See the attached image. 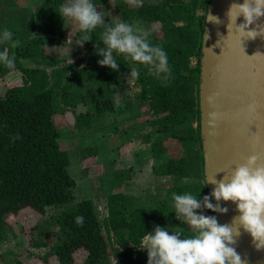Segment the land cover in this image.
<instances>
[{
	"label": "trees",
	"instance_id": "obj_1",
	"mask_svg": "<svg viewBox=\"0 0 264 264\" xmlns=\"http://www.w3.org/2000/svg\"><path fill=\"white\" fill-rule=\"evenodd\" d=\"M66 2L51 0L50 4L33 11L26 37H13L14 42L19 41L18 45L0 44V50L6 47L9 55L15 57V65L11 69L0 64V79L15 70L21 73V84L7 88L0 95V243L6 241L7 234L12 232L7 221L8 215L17 214L24 208L45 214L49 207L63 206L73 201L76 182L69 172V154L59 144L60 132L54 122L58 99L72 110L80 104L92 105V111L86 109L75 115L76 128L91 126L94 116L101 117L115 109L110 86L116 83L117 74L123 73L129 60L123 55L117 57L118 70L110 69L105 73L104 83L97 95L73 90L75 84L89 78L87 69L81 66L83 59L58 65L57 59L46 53L47 46L58 45L67 38L68 19L59 11L60 6L66 5ZM91 2L95 6H104L107 0ZM209 5L210 0H143L142 4L128 9L131 15L125 17L130 20L135 15L144 22H159L162 26V36L153 37L151 34L150 41L153 45L162 46L167 53L171 69L169 81H162L147 66L137 63L140 98L148 102L151 113H166L157 121L161 125L159 132L170 130L172 121L179 125L193 115L198 128L191 129L189 134L184 130L174 132L173 138L182 142L194 140L201 145L200 66ZM178 22L183 23L176 25ZM104 30L105 27L97 26L90 33L91 40L82 44L84 57H91L95 61L103 58L97 54L95 46L104 47ZM81 35L77 27L75 40L78 41ZM192 57L196 59L195 66L190 65ZM34 60L50 66L52 70L48 71L44 65L30 63ZM16 135L20 139L13 142ZM145 138L150 143L152 156H160L163 139L150 135ZM84 151L82 160L98 154L96 147H87ZM195 158L204 174L203 149L196 153ZM184 166V159L167 158L153 163L151 172L156 176H187ZM203 180L198 189L190 192L181 187H171L167 191L171 195L197 194V199L202 200L205 195H209L204 175ZM106 208L104 225L91 199H82L62 211L56 218L58 232L53 235L55 241L48 244L44 238L38 237L34 243L36 247H49L43 257L44 261L53 256L57 264H108V257L114 255L117 264H147L143 237L155 227L165 226L171 207L165 202L155 207L134 205L129 196L117 192L108 196ZM197 211L215 216L208 209ZM81 215L84 217L82 227L77 225L75 219ZM45 231L40 229V236L45 237ZM183 233L184 236L192 235L189 226L183 229ZM78 250L86 253L81 263L75 259ZM4 264H20V261Z\"/></svg>",
	"mask_w": 264,
	"mask_h": 264
},
{
	"label": "rangeland",
	"instance_id": "obj_2",
	"mask_svg": "<svg viewBox=\"0 0 264 264\" xmlns=\"http://www.w3.org/2000/svg\"><path fill=\"white\" fill-rule=\"evenodd\" d=\"M51 0H0V36L5 29L15 35L26 37L30 29V15L36 9L46 6ZM69 3L67 0L66 4ZM139 4L134 0H107L104 6H95L97 11L105 18L103 27L114 26L115 23L124 21L136 25L141 29H148L154 36H162L163 30L159 22H144L138 16L130 20L131 12L128 10ZM183 22H178L180 25ZM68 33L66 39L58 45L46 47V53L57 59L58 65L68 64L83 59L81 66L88 71V79L75 84L73 90L82 93L98 94V89L104 83V76L110 70L101 66L91 57H84L82 45L76 44L74 32L78 25L68 19ZM13 45L15 42L9 41ZM117 59L119 55L113 53ZM30 63L43 66L39 60ZM122 74H117L116 83L110 86L115 109L101 117L94 116L91 126L78 129L75 127V115L93 110L90 104H80L72 110L58 99V112L54 122L60 132L59 144L69 154L68 167L76 185L73 189V201L63 206L47 208L45 214H40L31 208H24L17 214L7 216V221L12 228L7 240L0 243V264L9 261H20V264H57L55 257H43L49 247H36L37 239L44 238L48 244L55 241L54 233L58 232L56 218L60 213L82 199H91L102 225L107 215V198L112 193L121 192L132 199L134 205L155 207L168 203L171 207L170 216L164 227L170 232L183 231L187 224L175 218L174 201L168 193L171 187H181L189 190L198 189L204 182L203 168L195 158L196 153L202 152V145L194 140L182 142L173 138V133L184 130L191 133L197 129L198 123L191 115L184 123L175 125L171 122L170 130L160 131L157 121L166 113L155 115L148 109V102L140 98L141 87L136 77L130 75L133 69L139 71V65L130 59L126 62ZM196 59H190V65L195 66ZM46 66L51 71L50 66ZM170 67V66H169ZM21 84V73L12 71L0 79V95L12 86ZM146 135L153 138L160 137L163 143L160 146L162 154L153 157L150 143ZM87 147H96L98 154L82 160V154ZM167 158L184 159L187 176L165 175L156 176L151 172L153 163L162 162ZM128 177V179H124ZM130 177V178H129ZM123 179V180H122ZM194 195V194H192ZM199 198V195L195 194ZM205 215V214H204ZM40 229L46 232L45 237L40 236ZM105 233L107 231L104 228ZM86 256L83 250L75 253V259L81 263ZM108 264H117V257L110 255Z\"/></svg>",
	"mask_w": 264,
	"mask_h": 264
},
{
	"label": "clouds",
	"instance_id": "obj_3",
	"mask_svg": "<svg viewBox=\"0 0 264 264\" xmlns=\"http://www.w3.org/2000/svg\"><path fill=\"white\" fill-rule=\"evenodd\" d=\"M142 4L143 0H134ZM60 14L78 25L83 34L76 42L82 45L91 40L90 33L105 24V18L98 12L91 0H69L60 6ZM228 35H235L241 40L255 39L264 36V25L256 22L264 16V0H243V3H232L226 12ZM243 17V23L237 19ZM207 20L215 24L221 23L217 16L207 12ZM256 25L254 28L249 26ZM151 33L136 25L120 21L114 26H107L103 32V48L96 47V52L103 58L98 61L101 66L118 70V63L113 53L123 55L140 65L147 66L149 71L162 81H169L171 69L167 53L160 45L150 41ZM13 33L5 29L0 36V44L12 41ZM19 44V41H15ZM257 54V53H256ZM254 54V55H256ZM253 55V56H254ZM0 64L11 69L15 65L14 55L10 56L5 47L0 50ZM132 77H139V71L133 69ZM20 139L13 137V142ZM256 155L248 156L243 163L237 164L229 173L224 172L222 179L215 176L209 180L215 185L210 196L202 200L190 193L183 195L173 193L175 218L187 224L192 233L184 236L183 231L170 232L167 227L157 226L143 237V250L147 252V264H245L234 245L239 237L240 229L249 234L252 244L257 250L264 249V164L257 163ZM215 199L213 204L210 199ZM220 201L232 202L236 205L238 216L233 217L231 224H219L215 216L198 212L208 209L221 214L227 213ZM76 223L83 226L84 217L77 216Z\"/></svg>",
	"mask_w": 264,
	"mask_h": 264
},
{
	"label": "water",
	"instance_id": "obj_4",
	"mask_svg": "<svg viewBox=\"0 0 264 264\" xmlns=\"http://www.w3.org/2000/svg\"><path fill=\"white\" fill-rule=\"evenodd\" d=\"M243 0H210L209 14L221 23L205 20L200 66V133L205 183L209 196L224 172H231L248 156L264 164V36L241 40L228 35L226 12ZM243 23V17L237 24ZM257 24L264 25V16ZM256 25L249 26L254 28ZM257 53V54H256ZM256 54V55H254ZM254 55V56H253ZM224 171V172H223ZM211 203L217 201L211 199ZM227 213L214 212L219 224L238 216L232 202H219ZM234 245L245 264H264V249L257 250L249 234L240 229Z\"/></svg>",
	"mask_w": 264,
	"mask_h": 264
},
{
	"label": "crops",
	"instance_id": "obj_5",
	"mask_svg": "<svg viewBox=\"0 0 264 264\" xmlns=\"http://www.w3.org/2000/svg\"><path fill=\"white\" fill-rule=\"evenodd\" d=\"M150 2H160L161 0H149ZM139 4V3H138Z\"/></svg>",
	"mask_w": 264,
	"mask_h": 264
}]
</instances>
